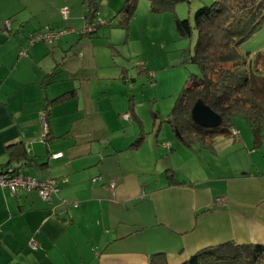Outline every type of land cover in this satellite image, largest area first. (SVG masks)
<instances>
[{"label":"crops","instance_id":"obj_1","mask_svg":"<svg viewBox=\"0 0 264 264\" xmlns=\"http://www.w3.org/2000/svg\"><path fill=\"white\" fill-rule=\"evenodd\" d=\"M94 2L109 24L86 36L77 33L85 0H0V167L56 186L49 200L0 189V264H148L155 252L181 264L216 244H264V162L198 175L193 147L168 142L165 130L164 140L154 122L144 126L143 87L132 90L126 68L112 60L117 36L127 44L129 30L102 28L119 24L124 0ZM46 25L73 32L29 45L27 36ZM240 48L260 54L264 70V19ZM138 67L151 77L145 62ZM230 128L211 144L239 140Z\"/></svg>","mask_w":264,"mask_h":264},{"label":"trees","instance_id":"obj_2","mask_svg":"<svg viewBox=\"0 0 264 264\" xmlns=\"http://www.w3.org/2000/svg\"><path fill=\"white\" fill-rule=\"evenodd\" d=\"M169 1L151 0L150 10L160 11ZM85 3V17L90 21L95 17L96 5L94 0ZM134 5L135 0H124L117 11L120 25H126ZM263 19L264 0H213L202 4L194 11L191 27L186 19H174L180 36H188L192 29L196 33L187 61L195 64L198 72L189 73L187 86L178 94L168 119L184 146L191 147L193 142L206 146L215 136L232 134L231 118L235 114L245 118L254 145L259 144V131L264 125V70L260 54L251 57L240 45ZM108 24L105 20L97 27ZM197 99L220 116L219 125L205 128L191 121L189 111ZM18 154L20 151L14 153L15 157ZM148 264H166L165 255L151 254ZM181 264H264V244H216L197 250Z\"/></svg>","mask_w":264,"mask_h":264},{"label":"rangeland","instance_id":"obj_3","mask_svg":"<svg viewBox=\"0 0 264 264\" xmlns=\"http://www.w3.org/2000/svg\"><path fill=\"white\" fill-rule=\"evenodd\" d=\"M211 1L213 0H170L167 7L157 12L150 10V6L153 5L151 0H135L131 22L128 25L115 24L110 25L112 28L102 27L111 31L129 30L127 44L122 43L123 33L117 36L118 41L115 43L112 55L113 63L126 68L127 78L133 79V81L128 80L133 84L132 90L139 91L140 87H143V107L141 106V116L138 115L142 120L141 123L143 122L142 124L147 127L154 122V129L160 128L159 133L164 140H166L164 130L168 133V142L171 139L178 140L168 122L171 108L180 91L187 86L189 73L198 72L197 66L187 61L196 37L195 30L192 29L188 36H180L175 29L174 19H186L191 27L194 11L202 4H209ZM142 62L146 63L151 77L138 70ZM137 96L140 95L136 94ZM231 125L238 130L235 131L237 134L240 132V139L230 137V143L228 142L226 148L216 141L210 143L209 147H202L193 142L191 147L197 151L193 154L197 160L198 175L207 173L210 176V169H216L218 165H220L219 172L225 175L229 172L230 166L238 167L240 163L243 166L250 164L251 167L254 164L261 167L263 164L264 125L259 131L257 146L254 145L253 134L242 115H233ZM173 159L184 172L192 171L188 169L185 157L177 154ZM166 160L171 158L167 157Z\"/></svg>","mask_w":264,"mask_h":264},{"label":"built area","instance_id":"obj_4","mask_svg":"<svg viewBox=\"0 0 264 264\" xmlns=\"http://www.w3.org/2000/svg\"><path fill=\"white\" fill-rule=\"evenodd\" d=\"M60 18L62 20L67 19L68 17V8L66 6H62L59 9ZM103 19L95 17L92 20H85L81 29L77 31L79 34L87 35L88 33L95 30V28L103 23ZM2 26L4 28L9 27V21H3ZM73 32L72 29L63 28V29H55L50 26H43L38 30L30 33L27 36L28 44L31 45L33 42L42 41L44 43L53 42L60 34ZM23 49L19 48L18 54H23ZM123 118L129 119L130 114L125 112L122 115ZM40 118V126L42 130L43 137L47 131V122L45 116V110H41L39 112ZM234 133L233 130H231ZM61 155L60 152H55L50 155L51 158H57ZM0 189H7L9 192L13 193L17 190H35L37 195L43 200H49L51 195L55 193L56 186L55 180L53 178L46 179H35L28 174H24L18 170L13 169L12 167H0ZM28 245L30 248H35V241L30 238L28 240Z\"/></svg>","mask_w":264,"mask_h":264},{"label":"water","instance_id":"obj_5","mask_svg":"<svg viewBox=\"0 0 264 264\" xmlns=\"http://www.w3.org/2000/svg\"><path fill=\"white\" fill-rule=\"evenodd\" d=\"M189 116L192 122L205 128L216 127L220 123V116L200 99H197L191 106Z\"/></svg>","mask_w":264,"mask_h":264}]
</instances>
